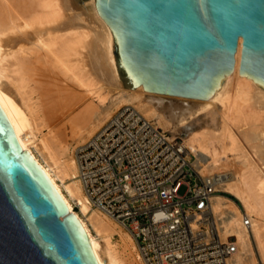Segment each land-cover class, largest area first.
<instances>
[{"label":"bare ground","instance_id":"6f19581e","mask_svg":"<svg viewBox=\"0 0 264 264\" xmlns=\"http://www.w3.org/2000/svg\"><path fill=\"white\" fill-rule=\"evenodd\" d=\"M63 1L0 0V107L12 123L22 149L49 173L55 187L67 198L87 235L97 264H136L129 248L130 239L122 237L119 246L112 240L114 227L104 216L94 210L86 217L92 208L79 178H76V158L70 154V138L77 143L85 140V136L93 134V129L109 115L112 106L140 97L136 92L124 91L107 102L99 95V103H96L95 97L102 88L96 86L93 71L96 55L99 54L111 70L104 73L110 72L118 84H121L118 65L124 66L126 71L123 72L130 84L146 93V102L138 103L137 108L147 118H157V122L173 134L185 135L188 146L198 156L197 169L209 171L219 161L227 160L229 143L224 130L218 135L213 134L217 144L205 132H194L196 124L214 120L210 112L193 118L207 100L155 94L137 83L136 75L123 58L117 54L115 57L118 37L101 17L96 0H90L91 11L85 12L90 22L99 24L96 36L80 26L74 16L65 19ZM69 3L76 5L75 0H69ZM241 54L242 39L235 53L233 71L223 75L222 86L214 89L211 99L222 102L231 112V119L238 121L246 117L254 139L264 136V83L240 71ZM252 92L263 102L262 108L252 104ZM82 103L83 107L70 121L71 133H67L68 123L65 119V123L60 121L66 118L70 109ZM231 138L232 148L239 149L235 137L232 135ZM212 176L217 179L219 189L235 196L247 209L240 215L234 210L236 203L231 197L217 194L212 198L217 211L231 212L224 233L225 236L235 234L238 238L233 264H257L251 237L258 242L264 261V185L256 177L234 180L221 173ZM57 179L80 206V213L74 209ZM244 213L251 217V226L243 225Z\"/></svg>","mask_w":264,"mask_h":264},{"label":"water","instance_id":"95a60500","mask_svg":"<svg viewBox=\"0 0 264 264\" xmlns=\"http://www.w3.org/2000/svg\"><path fill=\"white\" fill-rule=\"evenodd\" d=\"M96 2L151 93L211 100L240 39V71L264 83V0ZM20 145L0 107V264H97L67 198Z\"/></svg>","mask_w":264,"mask_h":264},{"label":"built area","instance_id":"2783aa9c","mask_svg":"<svg viewBox=\"0 0 264 264\" xmlns=\"http://www.w3.org/2000/svg\"><path fill=\"white\" fill-rule=\"evenodd\" d=\"M74 155L90 207L132 235L145 264H233L237 237L224 233L231 212L212 200L230 194L201 175L180 137L135 105L118 108ZM242 221L251 226L248 214Z\"/></svg>","mask_w":264,"mask_h":264},{"label":"rangeland","instance_id":"374dc122","mask_svg":"<svg viewBox=\"0 0 264 264\" xmlns=\"http://www.w3.org/2000/svg\"><path fill=\"white\" fill-rule=\"evenodd\" d=\"M76 5H71L69 3V0H64L63 1V9L65 11V19L68 20V18H71L72 16L75 17V20L78 22L80 26H82L86 31L89 33L93 34V36H96L98 33V27L99 24L96 22H90L87 17L85 12L91 11L90 7V0H75ZM95 21V20H93ZM117 52L115 51V57H116ZM118 70H119V75H120V80L121 84H118L115 82L113 76L110 74V72L105 71H111L106 64L104 63L103 59L99 54L96 55L95 60H94V68L93 71H95V81H96V86H101V91L97 93V96L95 97L96 103H99V98L98 96H104L105 101H109L115 96L119 95L122 92H136L140 94V97L133 102H127L123 101L117 105L112 106L111 111L109 115L103 119V121L97 126V128L93 129V134L96 133L102 126L103 124L110 118V116L121 106L125 104H133L137 107L138 103H143L144 101L146 102L144 96H145V91L141 90L140 87H133L130 84V81L128 79V76L123 72L122 69H120V65H118ZM51 84V83H50ZM49 84V85H50ZM79 92H82V90L79 89ZM234 91H232L233 93ZM252 104L254 106H258V108H262V103L260 99H257L256 93L252 92ZM264 100V99H263ZM83 107V103L80 104V106H75L73 109H70V112L66 114L60 123H65L67 122L68 125L66 127L67 133L69 132V129L71 126L70 121L71 119L74 118L75 112H78L81 108ZM139 109V108H138ZM154 109V108H153ZM140 110V109H139ZM155 110V109H154ZM141 111V110H140ZM158 111V110H156ZM159 112V111H158ZM205 112H210L212 115H214V120L209 121L208 123H203V124H196L194 127V132H205L207 137H211V139L214 141V144L216 143V138L213 136V134L218 135L221 133L222 130L225 131L226 135V140L229 143V149L227 150V160L225 161H219L217 163V166L213 168L212 170L206 171L205 168L202 170V168H198V171L201 173L203 176H209V175H214L215 173H221L229 177H233L234 180H241V179H248L250 177H256L259 180V183L261 185H264V158L262 157L264 154V136L260 137H255L254 139L251 138V128L250 125L246 122V117H241L240 120L235 121L231 119V112L224 107L223 103L220 101H213L207 100L205 101L204 105L201 106L200 110L198 109L197 112L193 115V118H198L201 117L203 113ZM143 113V112H142ZM144 114V113H143ZM68 115V116H67ZM73 115V116H71ZM146 116V114H144ZM73 117V118H72ZM148 117V116H146ZM69 118V121L68 119ZM65 119V122H64ZM67 119V120H66ZM152 121L155 122L156 125L161 127L162 129L168 131L170 134L174 136L180 137L185 145L188 147L189 151L191 152L193 159L195 160V163L198 159V156L196 152H194L187 144L185 140V135L184 134H173L169 129L164 128L162 125H160L157 121V118H149ZM199 119H196L198 121ZM60 124V125H61ZM71 131V129H70ZM47 132V131H46ZM212 133V134H210ZM93 134L90 136H85V140H87L89 137H91ZM235 137V142L238 143L239 149L232 148V142L233 138L231 136ZM70 138V137H69ZM85 140H79V142L85 141ZM69 142H72V146L70 148V154L75 157L74 155V150L76 146L79 144L76 141L74 142L71 138L69 139ZM254 144H257L256 146H253ZM217 144V143H216ZM197 165V164H196ZM198 166V165H197ZM201 169V170H200ZM78 174V173H77ZM78 179V177H76ZM57 182L60 184L62 190L64 193L69 197L70 201L73 204V207L76 211L80 213V206L70 198L68 195L67 190L64 187V184L62 181L57 179ZM185 191V188L181 189V193ZM226 192V191H225ZM230 194V193H229ZM231 195V194H230ZM233 196V195H231ZM237 201H235L236 205H234V210L236 213L241 215V211L244 212V210H247L246 207L242 204V202L237 199L235 196H233ZM233 207V206H232ZM97 211L99 214L104 216L109 223L114 227V231L112 234V240L115 244H118L121 246L122 244V237H125L127 239H130V245L129 248L133 254V257L135 258L136 264H145L144 261L141 259L137 245L134 241V238L132 235L121 225H119L112 217H109L108 215L96 210V209H90V212L87 214L86 217L89 216V214L92 211ZM82 215V213H81ZM86 217L83 216L85 219ZM254 218L256 216L254 215ZM86 220V219H85ZM88 224V221H86ZM235 235V234H234ZM237 237V236H236ZM234 237L233 239H236ZM254 237H251V244L253 248V254H254V259L257 262V264H264L263 261V256H262V251L258 245V242L254 240ZM238 241V238H237ZM240 250V248H239ZM137 259V260H136Z\"/></svg>","mask_w":264,"mask_h":264},{"label":"trees","instance_id":"16d2710c","mask_svg":"<svg viewBox=\"0 0 264 264\" xmlns=\"http://www.w3.org/2000/svg\"><path fill=\"white\" fill-rule=\"evenodd\" d=\"M228 196H230L232 199H234L235 201H237L233 196H231V195H228Z\"/></svg>","mask_w":264,"mask_h":264}]
</instances>
